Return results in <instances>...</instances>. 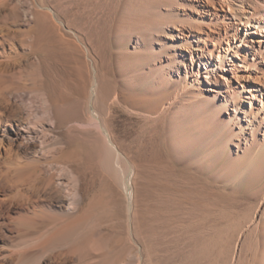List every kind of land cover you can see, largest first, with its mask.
<instances>
[{
  "label": "bare ground",
  "instance_id": "obj_1",
  "mask_svg": "<svg viewBox=\"0 0 264 264\" xmlns=\"http://www.w3.org/2000/svg\"><path fill=\"white\" fill-rule=\"evenodd\" d=\"M0 16L17 27L0 26V72L28 54L42 113L14 127L3 115L24 114V91L0 96V264H154L137 231L136 161L156 156L188 180L186 264H264V0H0ZM55 52L71 62L66 95L50 90ZM68 101L71 129L123 188L126 238L114 223L102 234L107 195L85 197L82 151L53 135ZM120 112L137 127L129 144ZM54 151L60 174L40 163ZM244 179L258 188L241 201Z\"/></svg>",
  "mask_w": 264,
  "mask_h": 264
},
{
  "label": "rangeland",
  "instance_id": "obj_2",
  "mask_svg": "<svg viewBox=\"0 0 264 264\" xmlns=\"http://www.w3.org/2000/svg\"><path fill=\"white\" fill-rule=\"evenodd\" d=\"M2 19L4 18L0 16V26L12 29L17 28H15L16 24H14V20L3 22ZM54 54H52L50 59L48 54H45L49 61L46 74L51 85V88L47 86L45 88L47 90L50 88V90L56 94L61 93L66 95L72 92L73 89L72 83L70 82L71 73L69 71L71 62L69 58L62 53L55 52ZM26 57L28 58L25 59ZM9 58L11 63H7V66L1 71L2 73L0 72V96L6 93H12L13 91L23 90L24 97H18V100L23 107L24 114H19L16 110L12 109L8 110L7 115H3V117L14 127H19V125L23 123L28 125V119L33 123H39V125H41V121H39L42 116L40 102L36 99L38 88H36L35 77H32L34 76L32 74L33 69L30 68L33 67L29 62V56L28 54L24 55L23 52L15 50L13 54L9 55ZM28 62L31 65H29ZM52 88L55 91H53ZM72 105L73 102L68 101L62 110H58V123L53 135H62L69 146H78L82 151V162L76 165L73 164L72 167L81 175L82 189L85 197L89 198L95 193H102L104 196L107 195L105 199L112 212L106 220L102 234L106 236L112 235L113 231L108 227L110 224L114 223L116 226L115 230L119 237L126 238L129 235V216L127 199L123 188L114 183L103 164L96 160L94 155L97 150L88 145V143H85L81 139L82 135L79 132L71 129V126H73L79 118L73 109H71L73 107ZM2 108L4 110L6 109L4 105L3 107L1 106V109ZM25 120L27 121L26 123ZM114 128L118 133L117 135L121 143L129 144L137 135L136 125L122 112L118 114V119L114 122ZM159 158H157V156L156 158L148 159L138 158L136 161L140 170V178L138 180L139 203L136 217L139 240H141L144 247L151 252L154 264H186L187 255L191 246L189 241L186 240L189 234L187 231L185 232V230H183V226L186 224L188 217L186 215L187 204L182 199V196L188 193L185 184L188 180L181 177V179L179 178L171 162L168 161L167 158L164 156H160ZM226 159L227 155H224L221 160L212 167L210 173L204 177L205 181L211 178L215 172V168L220 166ZM35 163L36 162L33 160L27 161V164L30 166H35ZM40 163L45 164L46 167H53L51 170L55 169L53 171L57 174L61 173L59 170L61 164L58 160V153L56 151L52 152L48 157L42 158V160L40 159ZM240 188V200L244 201L248 195L256 191L258 184H250L248 179H244L240 184ZM3 189L8 191L10 188L6 185V188L4 187ZM194 191L195 190H192V193ZM15 212L14 210L13 220L11 222L13 228L16 226L17 220L21 217L20 214H16ZM56 216L57 214L55 213L48 214V216L45 217V222L47 224H53ZM37 236L38 235H35V237ZM20 242L21 240L18 239L13 244L17 245Z\"/></svg>",
  "mask_w": 264,
  "mask_h": 264
}]
</instances>
